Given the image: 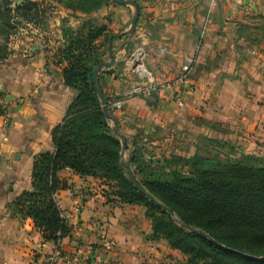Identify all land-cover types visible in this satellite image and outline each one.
Returning a JSON list of instances; mask_svg holds the SVG:
<instances>
[{
    "label": "crops",
    "instance_id": "crops-1",
    "mask_svg": "<svg viewBox=\"0 0 264 264\" xmlns=\"http://www.w3.org/2000/svg\"><path fill=\"white\" fill-rule=\"evenodd\" d=\"M135 2L139 17L131 37L132 7L112 0L89 14L71 15L61 8L57 17H69L73 26L84 19L108 25L106 60L110 46L115 61L99 78L110 113L126 137V159L134 144L164 149L179 138L180 152L189 133L202 134V145L217 143L234 155L264 159V0ZM138 50L140 63L158 83L173 81L191 59L190 91L181 104L174 100L173 87L117 101L125 84L138 79L132 65ZM48 55L38 48L14 53L0 65V101H7L6 114L0 116V264H43L56 248L31 218L8 207L30 189L34 157L53 150L51 130L76 94L62 83L63 65L55 67ZM57 176L66 184L56 193L57 204L72 232L59 242L63 258L55 264H67L75 251L79 264H91L92 253L105 244L117 264H176L177 250L163 239L145 238L151 222L141 205L120 202L101 179L69 168ZM79 202L82 208L75 210Z\"/></svg>",
    "mask_w": 264,
    "mask_h": 264
},
{
    "label": "trees",
    "instance_id": "trees-1",
    "mask_svg": "<svg viewBox=\"0 0 264 264\" xmlns=\"http://www.w3.org/2000/svg\"><path fill=\"white\" fill-rule=\"evenodd\" d=\"M109 3L66 0L64 5L73 12L89 14ZM45 12L38 1L0 0V63L9 55L7 38L17 25L37 24ZM107 26L90 20L73 29L63 23L61 42L51 62L63 65L62 83L76 94L51 130L53 150L34 157L30 189L20 192L8 207L21 217L31 218L43 239L58 245L72 232L56 201L58 189L66 187L57 172L69 168L80 176L101 179L120 202L141 205L151 222L145 238L165 240L185 256L181 264H264L262 157L215 151L211 155L172 154L147 161L141 147L134 144L130 163L141 185L180 222L204 231L211 240L182 228L127 179L120 160V140L105 118L91 82V70L103 61L107 51ZM5 112V106H0V116Z\"/></svg>",
    "mask_w": 264,
    "mask_h": 264
},
{
    "label": "rangeland",
    "instance_id": "rangeland-1",
    "mask_svg": "<svg viewBox=\"0 0 264 264\" xmlns=\"http://www.w3.org/2000/svg\"><path fill=\"white\" fill-rule=\"evenodd\" d=\"M12 1H17V0H12ZM34 1L41 2L43 4L44 8L46 9V12L38 20L37 24H35L33 22H26V23L23 22V23L17 25L14 33L9 35V37L7 38V45H8V48L10 51H9V55L6 59H8L9 56H11L14 53H31L32 51H34L38 48H43V49L48 50V52H49L48 56H50V60H51L52 54L55 52V50L57 49V46L61 42V30H62L63 23L66 26H69V27L75 29V28L80 27L84 21H90L91 20V19H84V20L80 21L78 26H73L69 22V17H63L60 20H57V17L59 15L58 11L61 8L68 9L64 5L66 0H34ZM101 8H99V9H101ZM68 10H70V9H68ZM70 14L74 15V12L71 11ZM62 19H64V21H62ZM92 21H95V20H92ZM95 22H97V21H95ZM97 23H99V22H97ZM102 58H103V61L106 60L107 51ZM5 60H3L2 62H4ZM1 63H0V65H1ZM55 67H58V66L56 65ZM188 73H189V71H188ZM136 80H138V79H136ZM173 88L175 89V92H176V95H175L176 97L174 100L177 103L181 104L183 101V97L187 93L186 91L187 90L190 91V87H189V89H188V87L186 88V84H185V87H181L184 90L181 92V96L179 98L177 95V88H175V87H173ZM155 91H153V92H155ZM152 93H150L147 96H138V97L146 98V97H149ZM2 97L3 96L1 95L0 100ZM6 103H7L6 99L2 102L0 101V106L3 107ZM4 114H6V112ZM4 114H2V115L4 116ZM184 139H185L184 143L186 144V146L180 152H179V149H181V148H179V147L182 145L183 140L179 138V139L172 140V142H170V144L165 145L164 149H162L161 147H157V149H151V150H148L144 147L141 148L142 149L141 150L142 157L147 161H156L157 159L164 157L163 155H165V154H166L165 155L166 157H170L172 155V154H169L170 151H175V153H174L175 155H191L194 152H198L200 155H202V154L203 155H208V154L211 155V154L215 153V151H219L222 153H229L232 155L234 154V152H231L227 148H224V147H222V145L220 146L217 143L216 144L215 143L210 144L208 146L202 145V134H198L196 136L195 134L189 133V135ZM204 147H207V148H204ZM162 153H165V154L161 155ZM123 160H124V163H127V159L125 156H124ZM130 164L132 166V163H130ZM177 253L180 255V258H176L175 263L181 264V263H183L185 256L180 251H178Z\"/></svg>",
    "mask_w": 264,
    "mask_h": 264
},
{
    "label": "water",
    "instance_id": "water-1",
    "mask_svg": "<svg viewBox=\"0 0 264 264\" xmlns=\"http://www.w3.org/2000/svg\"><path fill=\"white\" fill-rule=\"evenodd\" d=\"M113 2L117 3V4H121V5H129L132 7V15L129 21V27L127 29V33L128 35L131 37L134 33L135 30V26L139 17V8L138 5L136 4L135 0H112ZM109 53H110V58L106 61H101L99 64H97L92 70H91V82H92V86L93 89L99 99L100 102V106L101 109L103 111V114L105 116L106 119L114 121L111 113H110V109H109V104H108V99L106 98V96L104 95L102 88L100 86V82H99V74L100 72L111 68L114 65V61H115V57L113 55V51L111 49V47L109 46ZM140 50H138L135 53V59L133 60V67H135L137 64L140 63ZM112 131L113 133L119 138L120 140V144H121V150H120V160L121 163L124 167V172L125 175L127 177V179L133 184V186L149 201H152L154 204L158 205L159 207H161L164 211H166L171 218L177 222L182 228L191 231V232H195L201 235H204L205 237H207L208 239L211 240V238L209 237V235L207 233H205L204 231L196 228V227H192V226H188L182 222H180L174 212L168 208L166 205H164L163 203H161L159 200H157L150 192H148L140 183V181L138 180V178L136 177L135 173H134V168L133 166H131L130 164V155L128 156L127 159V163H124V152L126 150V137L120 132L119 127L117 125V123L114 121V125L112 126ZM254 258H260V257H254Z\"/></svg>",
    "mask_w": 264,
    "mask_h": 264
},
{
    "label": "built area",
    "instance_id": "built-area-1",
    "mask_svg": "<svg viewBox=\"0 0 264 264\" xmlns=\"http://www.w3.org/2000/svg\"><path fill=\"white\" fill-rule=\"evenodd\" d=\"M135 59V55L133 60ZM190 59H186L183 65L180 68V71L176 78L171 82L158 83L154 81L147 70H143V65L141 63L133 67L134 71L138 75V80L126 83L125 86L121 89L119 96L117 98L118 102L124 101L126 99L135 97V96H147L155 90L160 88H177L178 98L181 96V92L184 90L181 87H185L187 81L188 71L190 69ZM145 68V67H144ZM57 201V200H56ZM82 208V204L79 202L75 206V210ZM62 216V215H61ZM63 217V216H62ZM58 258H63V255L59 249V244H56V248L49 253L43 264H55ZM79 252L75 251L67 257V264H79ZM91 264H117L118 261L116 258L109 254L107 251V244L102 245L100 248H97L95 252L92 253Z\"/></svg>",
    "mask_w": 264,
    "mask_h": 264
},
{
    "label": "bare ground",
    "instance_id": "bare-ground-1",
    "mask_svg": "<svg viewBox=\"0 0 264 264\" xmlns=\"http://www.w3.org/2000/svg\"><path fill=\"white\" fill-rule=\"evenodd\" d=\"M143 70L145 71L146 69L143 67Z\"/></svg>",
    "mask_w": 264,
    "mask_h": 264
}]
</instances>
